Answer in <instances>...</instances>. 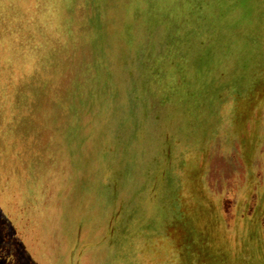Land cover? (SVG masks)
Segmentation results:
<instances>
[{
    "label": "rangeland",
    "instance_id": "374dc122",
    "mask_svg": "<svg viewBox=\"0 0 264 264\" xmlns=\"http://www.w3.org/2000/svg\"><path fill=\"white\" fill-rule=\"evenodd\" d=\"M0 264H264V0H0Z\"/></svg>",
    "mask_w": 264,
    "mask_h": 264
}]
</instances>
